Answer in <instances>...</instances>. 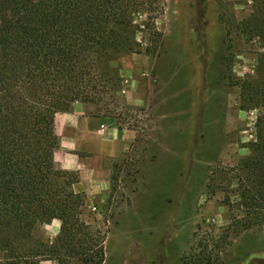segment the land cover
Returning <instances> with one entry per match:
<instances>
[{"label": "rangeland", "instance_id": "374dc122", "mask_svg": "<svg viewBox=\"0 0 264 264\" xmlns=\"http://www.w3.org/2000/svg\"><path fill=\"white\" fill-rule=\"evenodd\" d=\"M161 3L158 52L105 64L120 79L119 123L133 137L106 194L87 198L88 220L105 239L103 264H186L201 245L213 264H264V227L220 242L239 214L228 205L237 187L229 179L249 155L259 114L243 110L239 97L261 51L237 29L253 0ZM46 225L40 236L53 241Z\"/></svg>", "mask_w": 264, "mask_h": 264}, {"label": "trees", "instance_id": "16d2710c", "mask_svg": "<svg viewBox=\"0 0 264 264\" xmlns=\"http://www.w3.org/2000/svg\"><path fill=\"white\" fill-rule=\"evenodd\" d=\"M162 11L161 0H0V264L104 263V236L88 220L87 196L74 190L78 174L56 168L55 119L81 102L123 128L120 79L105 64L123 55H155ZM237 29L261 50L254 75L239 86L241 108L259 114L249 155L229 179L237 187L228 192V205L239 214L220 242L264 227V0H253ZM54 220L61 222L58 236L41 237L40 227ZM200 250L185 263L213 264L207 246Z\"/></svg>", "mask_w": 264, "mask_h": 264}, {"label": "crops", "instance_id": "0c3cea01", "mask_svg": "<svg viewBox=\"0 0 264 264\" xmlns=\"http://www.w3.org/2000/svg\"><path fill=\"white\" fill-rule=\"evenodd\" d=\"M55 132L60 141L54 156L56 168L78 174L75 192L91 202L106 194L116 162L130 147L132 132L120 128L114 118L93 116L81 102H75L70 112L56 115ZM48 228L53 230H47L48 237L54 239L61 222L54 220Z\"/></svg>", "mask_w": 264, "mask_h": 264}]
</instances>
